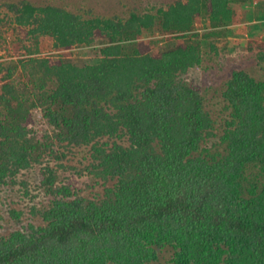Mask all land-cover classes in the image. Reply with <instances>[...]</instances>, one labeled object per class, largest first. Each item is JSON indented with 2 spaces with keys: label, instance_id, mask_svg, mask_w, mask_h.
Returning a JSON list of instances; mask_svg holds the SVG:
<instances>
[{
  "label": "trees",
  "instance_id": "obj_1",
  "mask_svg": "<svg viewBox=\"0 0 264 264\" xmlns=\"http://www.w3.org/2000/svg\"><path fill=\"white\" fill-rule=\"evenodd\" d=\"M120 1L0 0V264H264V42L217 44L255 0ZM154 28L180 43L154 53ZM44 36L99 61L38 56Z\"/></svg>",
  "mask_w": 264,
  "mask_h": 264
},
{
  "label": "rangeland",
  "instance_id": "obj_2",
  "mask_svg": "<svg viewBox=\"0 0 264 264\" xmlns=\"http://www.w3.org/2000/svg\"><path fill=\"white\" fill-rule=\"evenodd\" d=\"M39 4H56L66 6L72 10L78 11L81 9L95 8L96 13L101 16H113L114 14L129 15L135 6L133 2H121L120 0H33ZM163 0H143L139 3L138 9L141 11L145 10V7L152 8L154 5L160 6ZM171 1V0H165ZM1 11V9H0ZM209 17L208 13L204 10L201 17L198 19L196 24L195 33L203 34L204 31L209 28L208 23ZM12 26L6 27L9 31H12ZM145 36L152 41L153 52L160 53L169 48H172L180 43V40L175 37L167 36L156 28L151 31H145ZM13 40V37L10 38ZM218 46L220 52L224 54L225 46L222 44L221 40H218ZM40 49L41 51L37 54L38 56H55L58 57L59 54L64 57L69 62L76 65L85 66L88 64H95L99 61L100 56V44L94 46H84L78 45L70 51L56 52L54 50V40L50 36H44L40 38ZM226 56V55H224ZM240 57V56H239ZM245 68L248 69L256 78L264 80V72L255 65L251 63L249 65L245 64ZM202 69L199 67L193 68L190 71V79L196 83H200L202 80ZM34 123L32 126L36 128L48 127L47 122L44 118L43 110H34Z\"/></svg>",
  "mask_w": 264,
  "mask_h": 264
},
{
  "label": "crops",
  "instance_id": "obj_3",
  "mask_svg": "<svg viewBox=\"0 0 264 264\" xmlns=\"http://www.w3.org/2000/svg\"><path fill=\"white\" fill-rule=\"evenodd\" d=\"M235 17V23L225 29L220 39L225 46L221 54L228 57L244 55L251 43L264 42V0L242 4Z\"/></svg>",
  "mask_w": 264,
  "mask_h": 264
},
{
  "label": "clouds",
  "instance_id": "obj_4",
  "mask_svg": "<svg viewBox=\"0 0 264 264\" xmlns=\"http://www.w3.org/2000/svg\"><path fill=\"white\" fill-rule=\"evenodd\" d=\"M220 39H222V38H220ZM220 39H219V40H220ZM217 44H218V43H217ZM218 47H219V46H218ZM247 51H248V50H247ZM239 56H243V55H239ZM239 56H237V57H239Z\"/></svg>",
  "mask_w": 264,
  "mask_h": 264
},
{
  "label": "bare ground",
  "instance_id": "obj_5",
  "mask_svg": "<svg viewBox=\"0 0 264 264\" xmlns=\"http://www.w3.org/2000/svg\"><path fill=\"white\" fill-rule=\"evenodd\" d=\"M6 24H8V23H6ZM252 34V33H251ZM255 34V33H254ZM263 106V105H262Z\"/></svg>",
  "mask_w": 264,
  "mask_h": 264
}]
</instances>
